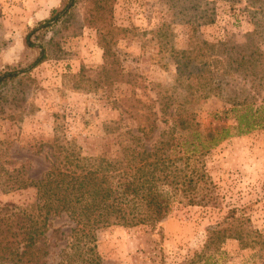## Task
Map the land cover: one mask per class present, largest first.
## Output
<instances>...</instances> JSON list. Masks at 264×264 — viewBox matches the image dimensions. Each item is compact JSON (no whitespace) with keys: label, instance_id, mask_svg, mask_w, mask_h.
I'll return each instance as SVG.
<instances>
[{"label":"rangeland","instance_id":"rangeland-1","mask_svg":"<svg viewBox=\"0 0 264 264\" xmlns=\"http://www.w3.org/2000/svg\"><path fill=\"white\" fill-rule=\"evenodd\" d=\"M29 1L0 0V76L27 69L42 49L46 54L40 65L0 84V208L35 200L34 188L4 192V171L13 164H33L28 176L40 178L50 167L51 150L37 153L36 144L51 141L58 122L85 155L96 156L117 149L118 132L108 133V124L119 121L136 132V120L116 105L122 106L127 96L154 103L155 110L160 101H188V112L205 129L234 124L232 115L224 113L233 104L264 105V0H103L109 7L102 15L118 29L112 52L135 76L132 84L112 88L94 82L104 50L98 28L88 20L97 15L103 22L97 11L102 0H75L70 12L48 28L41 24L52 12L31 25L21 19L32 11ZM208 16L214 21L207 23ZM29 33L33 47L26 43ZM205 42L240 46L243 65L227 59L234 51L212 50ZM84 70L90 79L73 77ZM159 124V131L166 128ZM203 161L216 203L176 204L154 227L101 228L97 244L103 264H198L208 254L220 264H264V129L223 140ZM231 210L244 218L246 235L206 248L208 229ZM70 222L65 215L54 225L65 224L68 234ZM65 238H49L47 264H59L69 235Z\"/></svg>","mask_w":264,"mask_h":264},{"label":"trees","instance_id":"trees-1","mask_svg":"<svg viewBox=\"0 0 264 264\" xmlns=\"http://www.w3.org/2000/svg\"><path fill=\"white\" fill-rule=\"evenodd\" d=\"M74 3L75 0H68L61 10L54 9L52 16L41 25L48 28L56 24L70 12ZM108 7L102 0L97 11L102 15ZM102 16V23L97 15L96 19L88 20L98 28L104 50V64L94 71V82L111 88L119 82L132 84L135 76L122 68L118 56L112 52L111 45L116 42L118 29ZM206 19L207 23L214 21L213 16ZM26 43L30 47L35 45L31 33ZM205 44L212 50L234 51L237 56L227 58L232 64L241 66L245 61L242 48L236 44L230 48L225 42ZM188 58V61L194 60L191 56ZM45 60L42 49L27 69L4 72L0 84ZM179 71L183 73L181 67ZM85 73L84 70L73 77L90 79ZM116 103L121 114L136 120V132L126 125L120 127L119 121L108 124V133L118 132L115 151L85 155L77 139L69 138L63 130L64 124L58 122L54 138L36 144L37 153L45 147L51 150V156H47L50 167L40 178L28 176L33 164H13L11 170L4 171L7 174L2 182L4 192L34 188L36 198L29 204L7 202L0 208V264H47L52 245L49 238L58 236L62 241L67 235L69 239L61 249L59 264H103L97 244L101 228L154 227L171 214L176 204L206 206L216 203L204 155L233 135L264 129V105L233 104L224 113L232 115L234 124L205 129L196 115L188 112V101H160L158 110L154 103L131 96L123 98L122 106ZM160 121L166 128L159 131ZM158 132L159 138L154 139ZM1 170L4 164H0ZM205 190L209 194L203 193ZM65 215L71 221L68 234L65 224L54 225L57 217ZM243 221L244 218L231 210L222 221L208 229L206 248L217 247L228 238L243 239L246 235ZM197 263L220 264L213 254L200 257Z\"/></svg>","mask_w":264,"mask_h":264},{"label":"crops","instance_id":"crops-1","mask_svg":"<svg viewBox=\"0 0 264 264\" xmlns=\"http://www.w3.org/2000/svg\"><path fill=\"white\" fill-rule=\"evenodd\" d=\"M63 0H30L27 5H30L32 11L26 12L25 17H21L29 25L35 24L38 21L46 19L50 16L53 9L60 6Z\"/></svg>","mask_w":264,"mask_h":264}]
</instances>
